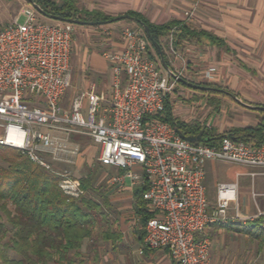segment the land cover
Returning a JSON list of instances; mask_svg holds the SVG:
<instances>
[{"label":"built area","instance_id":"2783aa9c","mask_svg":"<svg viewBox=\"0 0 264 264\" xmlns=\"http://www.w3.org/2000/svg\"><path fill=\"white\" fill-rule=\"evenodd\" d=\"M26 20L15 18L0 27V146L21 150L42 166L51 161L75 163L81 154L70 133L90 136L100 147L99 162L125 170L113 183L144 185L145 207L153 216L144 227L143 249L169 252L174 264H212L207 229L215 223L264 218L256 179L264 176V143L223 138L219 145L193 143L169 123L155 117L174 93L177 78L153 61L143 33L121 31L122 51H105L114 72L112 101L104 107V93L83 92L65 110L62 99L72 85V41L76 25L43 20L34 8H24ZM188 18L194 14L189 13ZM174 59L181 53L170 39ZM179 77L186 78L184 61ZM126 75L123 82L122 75ZM88 101L86 114L85 101ZM48 157V158H49ZM211 160L260 168L250 172V196L257 213H244L239 181L217 185L211 206L205 185V164ZM53 170V169H52ZM79 182L64 177L61 187L79 196Z\"/></svg>","mask_w":264,"mask_h":264},{"label":"trees","instance_id":"16d2710c","mask_svg":"<svg viewBox=\"0 0 264 264\" xmlns=\"http://www.w3.org/2000/svg\"><path fill=\"white\" fill-rule=\"evenodd\" d=\"M35 1L48 14L60 15L69 19H81L88 22L109 21L110 23L129 19L142 27L135 20L140 19L150 28L154 39L159 42L163 51L162 38L173 30H175L174 44L177 48L185 40H197L201 36H207L215 43L220 40L215 34L205 30H196L180 20L169 21L165 24L154 23L136 10L125 12L122 15L124 17L121 15L113 17L100 10H82L78 7L77 0ZM42 18L50 20L43 16ZM146 38L149 42V57L154 58L150 54L153 48L160 60L157 49L147 36ZM164 55L168 64L172 66L165 51ZM159 66L164 69L162 64ZM199 91L231 95L228 90L222 89ZM208 103L214 107V112H220L221 102L219 100L210 97ZM259 112L264 114V111ZM155 117L169 123L186 136L203 133L204 137L211 138L204 144L211 146L219 145L225 137L237 141L264 143V117L256 126L231 127L224 133H218L213 126L209 127L200 122L188 123L176 117L170 96L166 97L163 110ZM75 136L76 133L72 134V140L78 142ZM218 137L222 138L218 139ZM120 171L125 170L120 169ZM96 176L97 172L90 169L85 176L80 178L85 191L94 189L92 184ZM62 180L63 177L57 171L33 161L21 150L0 146V264H74L75 257L81 255L85 240L92 238L94 229L103 218L101 217L102 210L98 202L86 196L74 197L65 193L60 186ZM144 191V185L138 186L135 200L145 225L153 215L145 207ZM105 202H107L106 199ZM239 226L236 227L237 230L251 232V235L259 240L260 247L264 246L263 219L258 218ZM10 232L12 235L6 240ZM105 234H103V239L108 241L109 234L112 236V233L107 231ZM144 235L145 232H143L142 240H144ZM11 250L17 254V257L9 254Z\"/></svg>","mask_w":264,"mask_h":264},{"label":"crops","instance_id":"0c3cea01","mask_svg":"<svg viewBox=\"0 0 264 264\" xmlns=\"http://www.w3.org/2000/svg\"><path fill=\"white\" fill-rule=\"evenodd\" d=\"M258 1L250 0L248 5L243 4V0L221 1L220 5L223 7L220 10L224 13L223 28L218 32H212L220 39L218 43L213 42L207 36H201L197 40H185L178 48L181 50V58H176L171 63L173 70H179L185 61L188 68L186 73L188 80L198 84H217L230 89L232 93L240 98L259 102L261 100L260 95L264 92V88H261V86H264V13H261V4H258ZM170 20L173 19L167 21ZM238 24L247 26L240 29L237 27ZM110 33V50L122 51L124 42L117 36L118 34L115 35L114 31ZM89 66L95 74L93 77L94 84L87 86L83 91L88 92L93 87L99 93L105 91V88L102 87L104 83L102 78L109 77L111 81L110 91H107L106 100L102 102V105L104 106V102H108L109 105L104 107H110L114 81L111 62L100 54L94 53L90 56ZM122 76L123 82H125L126 75L123 74ZM258 123L259 120L253 125L236 127H253ZM208 126L213 125L209 124ZM97 153L99 155L100 147L95 143L89 144L75 159L76 167L80 169L85 163H90V158ZM100 165L104 166L99 162V167H101ZM97 166L96 164H90L93 171H97ZM104 167L107 174L103 176L105 179L101 177V180H105L108 186L106 196H108L109 203L114 205L112 216L115 215V219H113L115 221H112L106 230H98L95 235L96 239L101 238L112 250L120 245L130 248L131 254L136 259V264H174L169 252L166 250L143 249L142 237L145 225L135 200V192L139 185L132 184L130 179H126L123 185L113 183L112 176L125 171L121 172L116 167ZM109 169L112 170L110 171L112 172L111 176ZM221 171L223 172L222 177L226 178L218 180L217 185L221 182L239 181L241 177H250L248 175L250 172H260L261 169L225 163L219 160L208 161L205 164L207 192V177L209 175L219 177L217 175L221 174ZM258 177H262L259 181L258 192L264 193V176L260 175ZM248 195L250 204L245 209L241 204L242 211L251 214L257 213V208L250 196V190ZM258 206L261 210H264V196L258 198ZM248 222L233 221L227 224L218 222L207 229L206 234L211 240L212 264H264V246L260 247L259 240L254 238L251 232H241L236 229L239 225ZM107 231L111 232L112 236L109 234V240L105 241L103 234ZM129 240L133 241L129 242ZM88 241L84 242L81 253L85 252L87 243L90 242ZM103 242L98 243V248L102 247ZM90 249L96 255V246L90 247Z\"/></svg>","mask_w":264,"mask_h":264},{"label":"rangeland","instance_id":"374dc122","mask_svg":"<svg viewBox=\"0 0 264 264\" xmlns=\"http://www.w3.org/2000/svg\"><path fill=\"white\" fill-rule=\"evenodd\" d=\"M221 1L226 0H77V4L78 7L82 10H100L102 12H105L108 16L113 17H117L120 15L122 16L129 10H136L138 12H141L149 20L157 24H165L169 19L180 20L187 25L192 26L196 30H209V32L211 31L212 33L218 32L221 30V28H223L222 22L224 13L220 10L223 7L222 5H220ZM249 3L250 0H243V4L248 5ZM258 4H261V13H264V0H259ZM24 8H33V6L26 0H0V27L11 25L17 17H19V23H23L26 20V15L22 13V10ZM193 10V16L191 18H188L190 14L186 13H191ZM38 15L41 19L46 20L42 18L39 13ZM247 24L249 23L247 22ZM244 26L247 25H237V27L240 29H243ZM127 28L136 30L146 36L143 28L140 27L136 22L129 19H122L113 23H107L98 26L76 25L73 35L71 55V67L73 76L72 85L68 88L61 102V105L65 110L69 111L74 99L85 92L83 90H85L87 86H91L92 84H94L93 77L95 74L93 71H91L89 66L90 56L94 53H97L104 57L103 53L105 51H110V32L114 31L115 35L118 34L117 36L119 37L121 31ZM174 31L175 30L171 31L162 38L164 51L167 53L171 63L174 61V57L170 52L169 43L171 37H173L174 40ZM178 51L180 52L181 50L178 49ZM150 54H152L154 57L153 59H151L158 65H161L159 57H157L156 52L153 48H151ZM163 71L166 72L164 69ZM102 79H104L102 87L105 88V91L100 93H104L106 96V94H108L107 91H110L111 81L109 77H104ZM201 85L210 87L211 89L228 90L231 95L226 96L224 94H214L208 91L203 92L191 89L178 83L174 93L170 95V99L174 107V114L182 121L188 123L200 122L206 124L207 126L209 124H212L217 129L218 133H224L231 127L253 125L257 120H259L260 122L262 117H264V114L262 112L250 109L240 102L236 101L232 97V95L235 94L232 93L230 89L217 84ZM261 88H264V86H261ZM210 97H214L217 101L219 100L221 102L220 112H214V107L209 105L208 99ZM237 97L241 101L250 105L261 106L262 104H264V92L262 93V95H260L261 100L259 102L248 101L244 98H240L239 96ZM84 103L86 105L84 113L86 114L88 101L86 100ZM107 105H109V103L104 102V106ZM70 134L72 138V134L74 133ZM75 139H77V143H79L81 147V153L84 148L89 146V144L94 143L90 136L80 133H76ZM98 156V153L93 155L92 157L90 156V163H85L84 166L80 169L76 167L75 163L56 162L47 157V160L51 161L52 169L57 171L63 177V179L64 177H68L79 182L78 187L82 192L79 196L74 197L86 196L93 201L98 202L102 210L101 217H103L104 219H100L99 224L94 229L95 234L93 233L92 236L94 238L89 239L90 242L87 240L89 243H87L88 245L86 246L85 252H82L80 256L75 257L74 264H136V259L131 254L130 248H125L126 246L123 247L120 245L116 249L112 250L109 249V245L107 243H104L101 238L96 239L95 237L98 230H106L107 228H109L111 222L115 221L113 220L115 219V215L112 216V207L114 205H111V203H109L108 196H106L108 186L106 185L105 180H101V177L103 178V176H105L107 172L104 171V166L100 165L101 167H99ZM86 158L88 159V157ZM90 164L98 165L96 167L97 176L94 177V182L92 184V187L94 189L85 191L82 188L80 178L85 176L91 169ZM110 171L112 170L109 169V174L111 176L112 172ZM220 173L221 174L217 175L219 177H211L209 175V177H207L206 179L209 200L212 207H215L216 205L217 181L220 179L224 180L226 178L222 177V171ZM261 178L262 177H257L256 179L257 191ZM103 179H105V177ZM239 186L240 204H242L243 209H245L247 205L250 204L248 191L251 188V178L241 177L239 180ZM105 199L107 200V202H105ZM261 219H263L264 221V218ZM11 235L12 232L7 235L6 240H8ZM130 241L132 242L133 240H129V242ZM99 242H103V244L101 245L102 247L100 246L101 248H98L99 246H97ZM94 246H96L97 249L96 255L95 253H93V250L90 249V247ZM9 254L12 257H17V254L12 250L9 251Z\"/></svg>","mask_w":264,"mask_h":264},{"label":"water","instance_id":"95a60500","mask_svg":"<svg viewBox=\"0 0 264 264\" xmlns=\"http://www.w3.org/2000/svg\"><path fill=\"white\" fill-rule=\"evenodd\" d=\"M29 4H31L33 6V8L37 11V13H39L41 16L48 18L50 20L53 21H60V22H69V23H73L76 25H102V24H107L110 23L109 21L107 22H88V21H84L81 19H69V18H65L63 16L60 15H51L48 14L45 10H43V8L35 1V0H26ZM124 17V16H121ZM126 17H130V16H126ZM143 28L146 36L148 37L149 41L153 44V46L157 49L159 56H160V61L162 64V67L164 68V70L173 78H177L179 80V82H181L182 84H184L185 86L191 88V89H195V90H209L211 89L210 87L198 84V83H194L186 78L183 77H179L175 71L173 70V68L168 64V62L166 61L165 55H164V51L161 47V45L159 44V42H157L152 33L150 28L140 19H135ZM232 97L240 102L241 104H243L244 106L253 109V110H258V111H264V106H260V105H250L247 104L243 101H241L237 96L232 95ZM178 134L181 135L184 139L193 142V143H205V142H209L211 138H207L204 137L203 133H200L199 135H191V136H186L184 134L181 133L180 130H177ZM222 137H218V139H221ZM225 138H229V137H225Z\"/></svg>","mask_w":264,"mask_h":264}]
</instances>
